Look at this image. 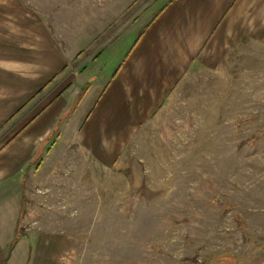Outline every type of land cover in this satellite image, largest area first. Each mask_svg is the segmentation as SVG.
Instances as JSON below:
<instances>
[{
	"label": "rangeland",
	"instance_id": "1",
	"mask_svg": "<svg viewBox=\"0 0 264 264\" xmlns=\"http://www.w3.org/2000/svg\"><path fill=\"white\" fill-rule=\"evenodd\" d=\"M166 2L129 0L121 15L128 30H117L121 17L112 11L111 28L101 32L91 22L104 21L103 0H0V7L44 13L70 51L87 54L110 39L97 65L113 77L127 57L145 53L133 48L144 29L135 24ZM164 90V106L134 127L112 166L65 134L21 180L17 261L29 240L53 250L37 256L53 264H264V46L244 42ZM12 200L2 202L6 217Z\"/></svg>",
	"mask_w": 264,
	"mask_h": 264
},
{
	"label": "crops",
	"instance_id": "2",
	"mask_svg": "<svg viewBox=\"0 0 264 264\" xmlns=\"http://www.w3.org/2000/svg\"><path fill=\"white\" fill-rule=\"evenodd\" d=\"M128 2L113 7L112 0H103V25L92 21V31L110 29L112 11L121 17ZM28 10L0 7V264H53L37 256L54 251L36 250L29 240L25 257L15 258L24 238L12 245L21 213L14 198L19 195L20 208L26 198L21 180L46 163L65 134L112 166L134 127L164 106L168 83L177 88L193 66L220 62L244 42L264 46V0H167L148 22L135 24L144 29L133 48L142 46L145 53L130 55L113 77L104 76L97 63L110 39L98 49L94 43L87 54L70 51L44 13ZM118 22V31L128 30L127 18ZM94 37L87 36L89 44ZM112 84L110 101L102 103ZM9 195L13 208L6 217L1 205L10 202Z\"/></svg>",
	"mask_w": 264,
	"mask_h": 264
},
{
	"label": "trees",
	"instance_id": "3",
	"mask_svg": "<svg viewBox=\"0 0 264 264\" xmlns=\"http://www.w3.org/2000/svg\"><path fill=\"white\" fill-rule=\"evenodd\" d=\"M19 225H20V224H19ZM19 225H18V227H19ZM20 227H21V225H20ZM20 227H19V228H20ZM18 237H19V233H16L13 244L16 243V241L18 240ZM13 244H12V245H13Z\"/></svg>",
	"mask_w": 264,
	"mask_h": 264
}]
</instances>
